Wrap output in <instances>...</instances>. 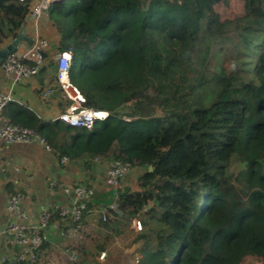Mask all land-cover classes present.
Returning a JSON list of instances; mask_svg holds the SVG:
<instances>
[{
    "label": "trees",
    "instance_id": "1",
    "mask_svg": "<svg viewBox=\"0 0 264 264\" xmlns=\"http://www.w3.org/2000/svg\"><path fill=\"white\" fill-rule=\"evenodd\" d=\"M236 1L51 3L69 81L90 107L113 112L86 128L11 101L6 117L81 169L114 160L139 169L137 188L117 189L118 215L107 186L77 221L52 213L58 229H76L62 238L69 264H106L97 255L134 218L142 228L130 264H264V0ZM32 3L0 0V47L23 29ZM48 67L58 86L51 58ZM123 104L140 115L125 119ZM95 235L103 240L88 242Z\"/></svg>",
    "mask_w": 264,
    "mask_h": 264
},
{
    "label": "built area",
    "instance_id": "2",
    "mask_svg": "<svg viewBox=\"0 0 264 264\" xmlns=\"http://www.w3.org/2000/svg\"><path fill=\"white\" fill-rule=\"evenodd\" d=\"M52 0H37L30 6V12L27 16V22L45 16L48 19V10ZM35 29V37L33 43L25 48H17V50L7 56L0 63V69L8 78L7 86L0 88V141L9 144L30 143L35 142L44 146L47 151L53 152L52 148L45 142L43 137L27 127H21L8 120L5 115V109L9 102L14 100L13 87L25 83L30 78L42 72L45 67V61L50 57V45L47 39L40 37ZM49 60V59H48ZM53 61L55 63L54 82L45 88L41 97L49 98L53 92L58 90L59 96L64 103L63 110L57 114L52 120H59L71 126H84L90 128L95 120L104 119L113 111L102 110L90 107L78 88L74 86L68 79V69L71 62L70 52L57 51L54 53ZM69 162L67 156L59 157L60 164ZM1 171H5V167L0 166ZM130 163L114 160L106 165L104 173V183L107 187L113 189L114 202L109 205L112 215H118V207L115 201L117 189L121 187L122 179L131 171ZM17 172L18 168H14ZM49 187H53V183H49ZM62 194L67 202L55 208L58 215L70 217L77 221L81 217L82 209L85 201L89 199L94 188L90 185L72 180L68 185L61 187ZM24 192L15 188L10 191L5 199L4 212L6 221L1 232H7L11 235L10 243L16 246L15 262L16 264H35L38 253L43 244L48 239V229L51 225L52 212L48 209L41 210L34 220L28 219V215L24 206ZM99 212L104 217L107 214V208H100ZM53 228L58 229V223H52ZM132 228L134 231H140L142 224L140 220L134 218L132 220ZM76 229L72 228L69 232L75 234ZM61 235H66V231L61 230ZM105 253L102 251L99 258H103ZM0 264H11L0 255Z\"/></svg>",
    "mask_w": 264,
    "mask_h": 264
},
{
    "label": "crops",
    "instance_id": "3",
    "mask_svg": "<svg viewBox=\"0 0 264 264\" xmlns=\"http://www.w3.org/2000/svg\"><path fill=\"white\" fill-rule=\"evenodd\" d=\"M27 23V22H26ZM27 25L23 26L24 33L27 32ZM30 37V36H29ZM5 42L4 44H6ZM25 42L19 44V48H25ZM47 59H49L46 56ZM46 67L25 83L13 87L14 100L27 106L43 120L54 119L63 110L64 103L57 91L49 98H42V91L51 86L50 78L47 77ZM8 78L0 69V88L7 86ZM125 118V117H124ZM0 228L2 229L6 216L4 203L7 194L15 188L24 192V206L28 219L34 220L41 210L48 209L52 213L55 208L67 202L62 194L61 187L68 185L72 180L90 185L94 190L104 189V173L106 162L96 163L92 171H87L69 162L60 164L59 158L43 145L35 142L9 144L0 141ZM18 168L15 172L14 168ZM1 168V167H0ZM53 183V187H49ZM57 222L54 220L52 223ZM52 223L48 229L53 230ZM11 235L7 232L0 233V255L11 264L15 262L16 246L10 243Z\"/></svg>",
    "mask_w": 264,
    "mask_h": 264
},
{
    "label": "rangeland",
    "instance_id": "4",
    "mask_svg": "<svg viewBox=\"0 0 264 264\" xmlns=\"http://www.w3.org/2000/svg\"><path fill=\"white\" fill-rule=\"evenodd\" d=\"M37 1V0H33ZM237 1L235 0V4ZM27 25V32L29 33L30 37H35V29L37 27V32L39 33L40 37L45 38L48 40L50 45V51L49 56L54 58V53L58 50L56 49L55 43L59 37L58 34L54 32V27L52 26L50 21H47L45 16H42L41 18L37 19L36 22L34 20L28 21L26 23ZM5 44H2L3 46ZM45 63V70H46V76L50 77L53 74V69L48 67L49 60L44 62ZM120 114L125 117V119H130L132 117L140 115L139 112H137V107L135 106H129L126 107L125 104L121 105L119 107ZM143 112L145 114L151 113L152 115L156 114H162V111L158 107H154L149 109L144 106ZM139 173V169L133 168L131 171L122 179L121 181V187H129L132 189L137 188V175ZM64 229H55L50 230L48 232V239L49 242L48 247H41L35 264H69V260L71 258V253L69 250L64 249V242L62 241V238H64L63 235L60 234V231ZM65 231V230H64ZM136 231L132 228V221L129 222L124 228V233L121 235H116L113 238L106 241V249L103 251L105 255L103 258H99L100 253L97 255V260L99 262H105L106 264H130L133 262V258L135 257L133 254V251L137 245L132 244V237ZM67 236H76L75 234L71 232H66ZM66 237V236H65ZM101 236H93L90 242L95 243L97 241H102Z\"/></svg>",
    "mask_w": 264,
    "mask_h": 264
},
{
    "label": "water",
    "instance_id": "5",
    "mask_svg": "<svg viewBox=\"0 0 264 264\" xmlns=\"http://www.w3.org/2000/svg\"><path fill=\"white\" fill-rule=\"evenodd\" d=\"M55 0H52V2ZM25 42L28 46L32 45L33 39L24 33L22 29L18 35L8 41L5 45L0 47V63L7 58V56L13 52H15L20 43ZM149 170H151V166H149Z\"/></svg>",
    "mask_w": 264,
    "mask_h": 264
}]
</instances>
